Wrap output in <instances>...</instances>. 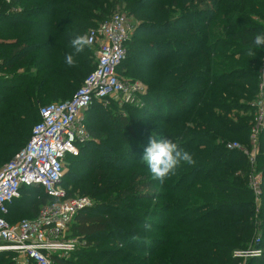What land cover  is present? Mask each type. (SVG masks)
<instances>
[{
  "label": "trees",
  "instance_id": "1",
  "mask_svg": "<svg viewBox=\"0 0 264 264\" xmlns=\"http://www.w3.org/2000/svg\"><path fill=\"white\" fill-rule=\"evenodd\" d=\"M146 1L0 0V167L27 143L39 108L69 99L94 69L92 46L76 66L66 64L73 37L123 8L137 26L118 72L146 84L140 111L161 125L149 130L120 118V141L136 151L132 158L120 156L110 135L86 126L98 138L79 146L87 170L69 168L60 183L67 198L80 193L94 203L70 226L84 244L71 256L52 254L53 264H238L235 252L251 248L260 254L246 264H264V200L256 208L248 159L227 147L249 142L252 114L245 113H253L264 46L256 56L247 49L264 32V0ZM153 133L196 163H182L164 183L153 179L140 146ZM259 137L264 194V132ZM51 199L41 187L23 188L5 218H33Z\"/></svg>",
  "mask_w": 264,
  "mask_h": 264
},
{
  "label": "built area",
  "instance_id": "2",
  "mask_svg": "<svg viewBox=\"0 0 264 264\" xmlns=\"http://www.w3.org/2000/svg\"><path fill=\"white\" fill-rule=\"evenodd\" d=\"M132 29L128 15L121 10L88 28L85 34L91 39L89 46L95 48L94 69L69 99L39 108L40 120L33 125L27 143L0 167V252H16L34 264H53L52 254L60 252L58 255L64 257L79 243L84 244L83 237L66 236L73 217L90 207L92 199L88 196L66 197V191L60 185L65 158L75 154L89 139L82 114L94 100L104 102L123 97L129 101L144 93L139 81L118 72L127 56L126 45ZM259 105H262L261 101ZM227 147L236 148L237 144L229 143ZM248 162V186L257 201L262 192V173L257 170L254 158L249 157ZM26 187H41L52 199L39 208L35 217L10 223L5 218L9 206ZM259 254L258 248H251L234 255L249 258Z\"/></svg>",
  "mask_w": 264,
  "mask_h": 264
},
{
  "label": "rangeland",
  "instance_id": "3",
  "mask_svg": "<svg viewBox=\"0 0 264 264\" xmlns=\"http://www.w3.org/2000/svg\"><path fill=\"white\" fill-rule=\"evenodd\" d=\"M149 1H151V0H147L144 3V6H146ZM116 10L124 11L127 14V11L124 10L123 8L122 9L115 8V9L111 10L108 15L112 14ZM128 17L130 20V24L133 26L132 33H131V39H132L133 38L132 35L134 36V32H135V29L137 26V21L133 17H130V16H128ZM136 35H137L138 39H141L140 36L142 35V32L137 31ZM94 53H95V50H94ZM147 62H150V59ZM20 71H22V70H20ZM122 75L128 79L139 81L142 84V86L144 87V92L147 91L146 90L147 89L146 84H144L139 78L130 76V74H127V73H122ZM257 79H258V85H257L256 97L254 100L249 102L250 106L253 107V113H250L251 111H247L245 113L247 115L252 114L251 122L248 123L250 125L249 142L246 146L242 145L238 142L237 143L235 142L237 144V147L234 149L241 150L246 155L247 159L249 157L254 158L255 166H256L257 170H259L261 162L259 161V156H257V155L259 154V142L262 140V138H260L259 136L261 133L264 132V52H263V55L261 57V63H260L259 69L257 71ZM141 96H142V94H139L137 97H134L133 99H130L129 101H126L125 99H123V97H120L117 99L106 100L104 102L102 101V102H100L101 104L99 103L100 105L99 104H93L92 108H88L82 114V121L85 123L86 126H88L89 129H91V127H92V129L96 128L98 130H101L103 132L100 133V135L103 134V137L110 135L113 138L114 143L118 142L120 144V151H121L120 156L122 158H132L131 151L132 152H136V151L132 150V149H129V152L126 149L123 150L125 141H122V140L120 141V138H121L122 132H123L122 131L123 129L121 128V125H120V118L125 116L128 118L135 119L137 121L139 120L143 125H146V127L149 128V130H152V129L161 125V123L157 122L155 120V118H153L151 115L144 113L143 111H140L141 110L140 109L141 104H142ZM260 101L262 102V105H259ZM52 102H59V101H51L50 103H52ZM46 104H48V103H46ZM239 114L242 115V112H240ZM259 115L261 116V118H259ZM253 128H256L255 132L252 131ZM89 134H90V137L87 140V142H93L92 140H94V143H98V138L91 136L90 132H89ZM143 138H144V136H143ZM116 140H118V141H116ZM148 144H149V140L145 139V140H143V142L141 143L140 146L145 149L148 146ZM125 151H126V153H125ZM81 154H86V152H83L82 147H78L77 152L73 155H70L65 160L64 174L67 172V169H69V168H70V170H71V168L74 170L80 169V168H81V170H87L86 168H84L82 166V164H80L81 161H80V159H78V157L81 156ZM10 159H12V157H10L9 160ZM9 160H6L5 163L8 162ZM131 162H133V161H131ZM134 163H131V164L134 165ZM259 172H260V170H259ZM148 175L151 176V173L149 172ZM60 185H61V183H60ZM73 196H86V195H81L80 193H75ZM263 200H264V194L262 192V194L259 196L258 200L256 201V208L260 209ZM93 203L94 202L92 201V205H93ZM21 216L28 217V215H26V214L21 215ZM263 216H264V210H263ZM152 220L159 221L158 219H152ZM262 221H264V220L260 219V222H262ZM70 226H71V224H70ZM145 228H146L147 233L150 232L151 234H157L155 227L145 226ZM66 237L67 238H76V237H81V236H74L71 232V227H69L68 234ZM74 250H75V248L72 251H74ZM71 252L66 253V255L68 254L67 256H71ZM0 253H1L0 254V261H1L0 264H7V263L31 264V262L26 261V259L24 257L20 256L16 252L1 251ZM54 254H60V252L54 253ZM66 255H64V257ZM245 257L246 256H243L242 258L240 257V262L238 264H246V259H248V258H245Z\"/></svg>",
  "mask_w": 264,
  "mask_h": 264
},
{
  "label": "clouds",
  "instance_id": "4",
  "mask_svg": "<svg viewBox=\"0 0 264 264\" xmlns=\"http://www.w3.org/2000/svg\"><path fill=\"white\" fill-rule=\"evenodd\" d=\"M91 43L87 34L75 35L70 41L71 51L66 54L65 62L69 67L76 66V57L82 53ZM264 46V32L254 36L252 44L247 49L248 56H256L257 51ZM142 160L147 164L153 179L164 183L182 163L194 165L196 163L193 155L181 148L178 143L169 138L157 140L155 133L149 140L148 146L144 149Z\"/></svg>",
  "mask_w": 264,
  "mask_h": 264
},
{
  "label": "crops",
  "instance_id": "5",
  "mask_svg": "<svg viewBox=\"0 0 264 264\" xmlns=\"http://www.w3.org/2000/svg\"><path fill=\"white\" fill-rule=\"evenodd\" d=\"M2 73L0 72V75H1Z\"/></svg>",
  "mask_w": 264,
  "mask_h": 264
}]
</instances>
